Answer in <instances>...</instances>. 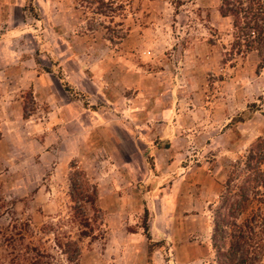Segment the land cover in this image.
<instances>
[{"label":"rangeland","instance_id":"rangeland-1","mask_svg":"<svg viewBox=\"0 0 264 264\" xmlns=\"http://www.w3.org/2000/svg\"><path fill=\"white\" fill-rule=\"evenodd\" d=\"M81 3L70 61L47 32L0 38V264H216L228 171L264 138V68L227 55L220 0Z\"/></svg>","mask_w":264,"mask_h":264},{"label":"trees","instance_id":"trees-1","mask_svg":"<svg viewBox=\"0 0 264 264\" xmlns=\"http://www.w3.org/2000/svg\"><path fill=\"white\" fill-rule=\"evenodd\" d=\"M218 12L229 20V58L255 54L258 71L263 69L264 0H220ZM80 176L82 179L77 181L73 175L70 178V198L78 204L79 215L80 202L94 205L96 198L95 188H89L83 174ZM211 239L216 264L264 261V138L252 143L246 155L228 171L214 211Z\"/></svg>","mask_w":264,"mask_h":264},{"label":"crops","instance_id":"crops-1","mask_svg":"<svg viewBox=\"0 0 264 264\" xmlns=\"http://www.w3.org/2000/svg\"><path fill=\"white\" fill-rule=\"evenodd\" d=\"M82 1L0 0V8L6 7L7 16L4 22L8 26L5 32H0V38H7L5 41H8L9 39L23 38L27 35L32 39H39L38 34L40 32H47L49 38L54 37L61 41L62 45H65L64 52L61 55L66 61L67 59L70 61L71 57L76 58V50L67 44L66 39L81 40L85 36L83 32H78L77 30H81L84 24ZM34 6L37 7L38 13L36 14L38 15L31 17L29 12L34 9ZM2 18L0 17L1 24L3 23ZM16 19H18V22H15ZM32 31L36 32V34H32ZM88 48L94 49L93 46ZM98 52L103 53V50L98 49ZM96 67L98 66L96 65ZM78 70L79 72L83 71L82 64L78 65Z\"/></svg>","mask_w":264,"mask_h":264}]
</instances>
